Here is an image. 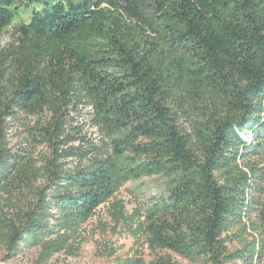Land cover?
Listing matches in <instances>:
<instances>
[{
	"label": "trees",
	"instance_id": "1",
	"mask_svg": "<svg viewBox=\"0 0 264 264\" xmlns=\"http://www.w3.org/2000/svg\"><path fill=\"white\" fill-rule=\"evenodd\" d=\"M121 1L0 0V40L29 14L17 51L0 52L6 259L31 249L36 264L74 257L81 228L120 184L162 177L167 196L144 224L149 246L193 263L232 264L224 235L245 224L255 196L264 199L255 169L249 177L238 168L264 153V0H154L152 23L134 14L147 27L141 32ZM80 108L98 139L71 117ZM44 115L50 120L29 133L52 157L36 168L8 149L3 124ZM259 216L264 222V200ZM150 264L177 263L167 255Z\"/></svg>",
	"mask_w": 264,
	"mask_h": 264
},
{
	"label": "rangeland",
	"instance_id": "2",
	"mask_svg": "<svg viewBox=\"0 0 264 264\" xmlns=\"http://www.w3.org/2000/svg\"><path fill=\"white\" fill-rule=\"evenodd\" d=\"M120 12L126 22L137 31L147 27L137 20L135 12L141 15L146 23H152L156 14L154 0H123L120 3ZM23 9H21L22 11ZM100 11H106L108 17L113 15V10L108 5H102ZM29 14H21L13 24L8 27L1 40L0 52L11 54L21 45L20 25L28 23ZM17 51V50H16ZM80 111H71V117L77 125H81L83 134L88 138L98 139L95 128L89 123L90 112L80 108ZM50 120L49 115L39 117H22L21 120H4V138L6 146L12 152L21 153L31 157L32 164L40 168L43 161L51 158V149L34 142L29 131L38 126H44ZM187 127V123L183 122ZM76 126V125H75ZM251 133L244 139L251 140ZM40 139V138H38ZM78 143H71L69 147H77ZM254 168L256 179L264 186V153H255L248 161L238 164L249 177H254L248 168ZM256 180L255 178H253ZM168 186L164 178L144 177L120 184L114 196L101 205L91 219L81 228V247L74 257L60 254L53 258L51 264H122L128 259H140L145 264H150L159 256L170 255L177 264H204L193 263L175 254L166 251H156L149 246L144 231L147 209L167 196ZM260 195V194H259ZM254 208L246 218L245 224L234 226L225 235L228 254L232 264H264V222L260 219L261 203L263 198L255 196ZM17 200V198L12 199ZM262 200V201H261ZM11 199L0 190V208L5 215H9ZM262 251V252H261ZM248 254V258L239 255ZM258 253L260 256H258ZM37 249L25 251L14 259L7 260L4 246L0 243V264H36ZM258 256V257H257ZM245 259V260H244Z\"/></svg>",
	"mask_w": 264,
	"mask_h": 264
}]
</instances>
